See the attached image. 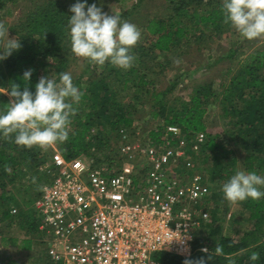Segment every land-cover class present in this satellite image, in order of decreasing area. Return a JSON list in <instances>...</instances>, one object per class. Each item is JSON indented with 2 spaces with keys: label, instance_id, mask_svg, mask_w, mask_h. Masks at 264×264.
I'll list each match as a JSON object with an SVG mask.
<instances>
[{
  "label": "trees",
  "instance_id": "trees-1",
  "mask_svg": "<svg viewBox=\"0 0 264 264\" xmlns=\"http://www.w3.org/2000/svg\"><path fill=\"white\" fill-rule=\"evenodd\" d=\"M166 1L168 5L172 4V7L170 6L172 13L164 17H150L145 23L147 43H150V48L153 50L170 51L180 45L182 39L185 41L191 38L194 31H199L195 27L187 28L183 25L182 20L185 16L198 18L197 25L212 24L214 30L218 31H222V27L228 25L223 22L221 11L223 0H207L205 3L204 0ZM92 3V0H88L86 4L90 6ZM204 5L207 6L206 9L202 8ZM71 6L72 4L67 5L66 1L61 0L38 1L36 7L28 11L19 23L8 28L9 38H16L21 47L13 51L7 59L0 60V86H9L10 90L11 84L16 83L21 86V91L24 86H28L34 94L35 85L42 76L37 67L44 64V60L51 61L49 64L52 68L47 70L53 72L50 74L55 76L57 82L59 73L68 72L73 63L69 28V19L73 15L70 11ZM133 8L137 6L133 5ZM131 11L126 10L122 15H128ZM140 47L144 50V45ZM227 57L237 60V69L230 68L224 73L225 81L222 83L220 97L210 85H199L192 93L183 97L177 96L175 91L179 78L171 85L157 89L149 73H134L133 68L124 73L109 66L110 69L100 73L99 75H103L99 78V75L93 73L94 66L86 63L82 72L73 79L74 85L84 95L80 104L74 105L78 108V112L71 118L68 141L57 144L60 151L67 158L84 154L96 166L102 161L111 162L108 151L113 148L114 141L101 133L92 135L91 130L96 127L99 119L108 117L117 142L119 127H132L135 121L132 114H135L136 110L131 107L124 111L125 108L120 106L116 98L120 91L134 88L137 92L149 96L150 116L157 121L149 133L150 138L161 141L167 125L178 126L185 133L205 132L206 141L201 147V152L207 158L214 156L213 158L218 160L231 150L228 149V144L218 140V135H213L208 130L206 114L209 111L210 99L214 97L219 98L223 104L222 115L232 121L234 128V133H231L232 138L239 139L238 145L244 150V171L264 176V47L248 52L232 47ZM74 58L76 59V56ZM29 70L32 73L31 81H24L23 75ZM108 79L114 82V87L110 85ZM84 81L87 82L86 85L82 84ZM136 96L138 99L139 96ZM9 102L10 98L0 93V113L7 109ZM117 105L118 110L112 111L111 109ZM87 108H89L88 112ZM49 160L47 153H41L38 147L27 149L18 146L14 142V135L11 139H5L0 134V225L5 220L12 221L14 215H19V223L26 225L24 226L26 234L37 232L38 220L32 206L39 196L40 189L33 195L30 190L25 189V185L17 188L18 192L26 196L33 195L29 200L26 197L23 199L16 197L14 188L19 180L18 177L24 176L31 170L38 175L39 182L47 180L48 176L41 167ZM221 170L219 175L222 174L223 170ZM261 190L264 191V188ZM242 204L249 212L250 220L253 221L252 227L242 234L225 235L222 226L215 219L218 213L213 211L209 230V237L212 240L196 236L195 252L190 257L183 258L176 254L160 252L157 254L158 259L163 264H184L185 259L198 260L201 257L207 264H253L249 259L250 255L252 252H258L260 259L255 264H264V197L259 201L249 198ZM14 208H17V213L12 212ZM2 243L19 246L21 249L31 247L30 238L12 237L8 234H3ZM217 244L223 247V255L216 254ZM204 246L209 250L207 254L201 251V247ZM36 253L38 258L34 259V264H58L53 262L44 251ZM209 254L212 256L210 261L207 259ZM4 264H16V262L8 260Z\"/></svg>",
  "mask_w": 264,
  "mask_h": 264
},
{
  "label": "built area",
  "instance_id": "built-area-1",
  "mask_svg": "<svg viewBox=\"0 0 264 264\" xmlns=\"http://www.w3.org/2000/svg\"><path fill=\"white\" fill-rule=\"evenodd\" d=\"M134 129L119 127L111 162L96 166L84 154L56 150L41 167L48 179L33 205L36 233L53 262L163 264L160 252H195L196 232L211 216L210 193L190 148L202 147L206 133L167 125L158 142L135 138Z\"/></svg>",
  "mask_w": 264,
  "mask_h": 264
},
{
  "label": "rangeland",
  "instance_id": "rangeland-1",
  "mask_svg": "<svg viewBox=\"0 0 264 264\" xmlns=\"http://www.w3.org/2000/svg\"><path fill=\"white\" fill-rule=\"evenodd\" d=\"M42 0H0V22H3L6 28L13 26L24 18L26 13L36 7V2ZM66 1L67 5H74L78 0H61ZM207 0H204V3ZM81 3H87L88 0H79ZM92 4H96L97 7H101L102 11L108 13L109 15H118L122 21H128L137 25L141 31V39L137 46L132 49V55L135 57V62L133 69L134 73H149V76L154 81V86L157 89L171 85L172 82L179 78L178 87L176 88L175 95L185 96L192 93L199 85H210L217 96L220 97L222 90V83L225 81V71L230 68L237 69V60L230 59L227 55L232 47H238L243 51H252L255 48L264 47V40H252L249 41L242 37L231 25H226L222 27V31L214 30L212 24H198V18L193 16H185L183 18V25L187 28L195 27L199 29L198 32H193L191 38L182 39L180 45L174 47L170 51H160L153 50L150 48V43H147V32L145 31V23L148 18L164 17L172 13V4L168 5L166 0H92ZM91 4V5H92ZM88 5V4H87ZM136 5L137 8H133ZM171 6V7H170ZM191 6H195L191 4ZM207 6H202L206 9ZM126 10H132L128 15H122ZM13 38V37H12ZM141 45H144V50L141 49ZM139 48V49H138ZM139 50V51H138ZM143 51V52H142ZM2 54V50H0ZM143 56H141V55ZM140 55V56H139ZM74 54L71 57L73 63L71 64L68 73L71 74L72 78L75 79L76 75H79L86 63V60L76 57ZM218 57L219 60L215 61ZM50 60H44V64L37 67L39 69L41 77H52L47 69L52 68L50 65ZM93 67L94 65L91 64ZM112 66L115 70L126 71L111 64L106 63L104 67L94 66L96 75L100 73H105L106 70L110 69ZM129 73V72H127ZM103 74L99 75L102 76ZM86 81V80H85ZM83 82L86 85L87 82ZM110 85L114 87V82L108 79ZM9 86H0V93H3ZM121 93L117 95V102L120 106L125 108L127 111L131 107L134 108V131L133 134L135 138L140 140H146L149 138V133L155 127L156 120L152 119L150 116V101L149 96L147 97L144 93L137 90L120 91ZM137 93V94H136ZM139 98L137 99V96ZM8 96V95H7ZM9 97V96H8ZM10 98V97H9ZM115 108V109H114ZM119 106L113 107L111 110H118ZM89 111V108L86 109ZM223 104L218 99L211 97L209 111L206 114V122L208 125V130L213 135H218V140L228 144V149L231 151L227 152L219 158L214 159V156H207L202 154L201 147L190 148L191 158L194 163V168L203 172L206 177V185L209 191V211L210 214L216 211L218 222L222 226V230L225 235L238 236L242 234L245 230L252 227L253 221L249 218V212L244 208L242 202L236 205H230L225 199L224 193L222 191L223 185L227 183L231 177L237 171H244V150L238 145L239 139L232 138L231 133H234V128H232V121L227 120L223 115ZM109 118L105 117L97 121L96 127L91 130L92 135L96 133H101L104 137L111 138V141H116L115 133H112L111 126L109 125ZM39 149V148H38ZM60 148L57 144L53 145L49 150L43 151L41 153H47L48 160L51 155ZM264 157V156H263ZM223 168V169H222ZM223 171H222V170ZM220 170L222 174L219 175ZM18 177L16 188H14V194L16 197L31 200L34 193H38L41 182H39V177L35 174L34 170L28 171L24 176ZM35 181V182H34ZM25 185L26 190L32 192V196H26L24 193L18 192L20 186ZM28 201V200H27ZM31 207V206H30ZM34 208V207H32ZM26 210V209H25ZM31 211V210H29ZM34 215L36 218L39 217L37 210H34ZM19 215H14L12 221L5 220L4 223L0 225V232H5L8 235L17 234L22 237L25 236L23 223H19ZM21 216V215H20ZM213 220L211 214L209 222L203 228L197 230V236L207 237L209 240L212 238L210 235V226ZM34 237L35 248L31 251L17 254L16 256L10 254L15 258L16 264H34V259H37L38 253L40 251L41 245L38 244L40 241V236L38 233H32ZM42 251V250H41ZM1 256L5 255L0 251ZM40 255V254H39ZM158 258V256H155ZM3 259V258H2Z\"/></svg>",
  "mask_w": 264,
  "mask_h": 264
},
{
  "label": "clouds",
  "instance_id": "clouds-1",
  "mask_svg": "<svg viewBox=\"0 0 264 264\" xmlns=\"http://www.w3.org/2000/svg\"><path fill=\"white\" fill-rule=\"evenodd\" d=\"M87 8V10H85ZM69 19L72 53L88 63L104 67L106 63L123 70L133 67L135 57L132 49L141 39L137 25L122 21L118 15H109L96 4L88 6L78 2L70 7ZM221 11L223 22L230 24L242 37L249 41L264 40V0H223ZM20 42L9 38V29L0 22V60L7 59L19 50ZM31 71H25L24 81H31ZM35 93L28 86L12 83L3 94L10 97L7 109L0 113V134L18 146L49 150L55 144L69 139V130L84 93L74 85L68 72L59 73V81L52 77H41L35 85ZM35 182V181H34ZM264 176L255 172L237 171L223 185L222 191L230 205L251 198L259 201L264 197ZM202 252L208 253L205 247ZM217 255H223V247L216 246ZM207 259L212 260L211 254ZM250 261L255 264L260 254L252 252ZM184 264H207L198 260L185 259Z\"/></svg>",
  "mask_w": 264,
  "mask_h": 264
},
{
  "label": "crops",
  "instance_id": "crops-1",
  "mask_svg": "<svg viewBox=\"0 0 264 264\" xmlns=\"http://www.w3.org/2000/svg\"><path fill=\"white\" fill-rule=\"evenodd\" d=\"M219 58L220 57H218L215 61H218L219 60ZM225 73H226V71H225ZM32 207H34V206H32ZM34 209V208H33ZM26 232V231H25ZM24 232V234H25V236L24 237H28V238H30L31 239V247H30V249H21L19 246H12V245H3V243H2V239H3V234H7V233H5V232H0V251L1 252H3L5 255H3V257L1 256V254H0V264H4L5 263V261H14V262H16L15 261V258L16 257H13V256H11L10 254H13V255H17V254H19V253H21L22 251H25V252H28V251H31V250H33L34 248H35V241H34V237H32L31 236V234H26ZM34 234V233H33ZM12 237H18V238H23L22 236H20V235H17V234H12L11 235ZM10 253V254H9ZM3 258V259H2ZM4 262V263H3Z\"/></svg>",
  "mask_w": 264,
  "mask_h": 264
}]
</instances>
